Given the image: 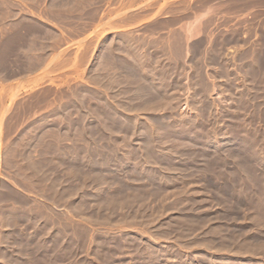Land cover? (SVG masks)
Instances as JSON below:
<instances>
[{
  "label": "rangeland",
  "instance_id": "rangeland-1",
  "mask_svg": "<svg viewBox=\"0 0 264 264\" xmlns=\"http://www.w3.org/2000/svg\"><path fill=\"white\" fill-rule=\"evenodd\" d=\"M0 264H264V0H0Z\"/></svg>",
  "mask_w": 264,
  "mask_h": 264
},
{
  "label": "bare ground",
  "instance_id": "bare-ground-1",
  "mask_svg": "<svg viewBox=\"0 0 264 264\" xmlns=\"http://www.w3.org/2000/svg\"><path fill=\"white\" fill-rule=\"evenodd\" d=\"M196 20H197V19H196ZM196 20H195V22H196ZM199 20H200V18H199ZM195 22H194V23H195ZM189 24H190V23H189ZM193 25H194V24H193ZM194 26H195V25H194ZM192 27H193V26H192ZM102 170H103V169H102ZM222 189H223V188H222ZM236 209H237V208H236ZM95 212H96V211H95ZM186 220H187V219H186ZM255 252H256V251H255Z\"/></svg>",
  "mask_w": 264,
  "mask_h": 264
}]
</instances>
